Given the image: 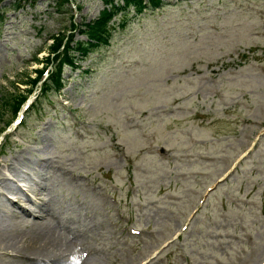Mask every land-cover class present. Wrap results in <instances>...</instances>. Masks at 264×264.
Instances as JSON below:
<instances>
[{"label": "rangeland", "instance_id": "rangeland-1", "mask_svg": "<svg viewBox=\"0 0 264 264\" xmlns=\"http://www.w3.org/2000/svg\"><path fill=\"white\" fill-rule=\"evenodd\" d=\"M73 1L80 8L60 14L53 0H0L1 183L15 159L51 166L19 167L17 177L46 188L55 231H74L100 264H264V0L119 10L109 43L63 66L59 92L5 129L11 97L27 87L14 81L41 66L33 52L58 30L84 40L77 29L102 7ZM9 192L14 201L0 198V213L41 198ZM2 251L0 264H24Z\"/></svg>", "mask_w": 264, "mask_h": 264}, {"label": "bare ground", "instance_id": "bare-ground-1", "mask_svg": "<svg viewBox=\"0 0 264 264\" xmlns=\"http://www.w3.org/2000/svg\"><path fill=\"white\" fill-rule=\"evenodd\" d=\"M44 166L51 172H55L51 166H48L45 163L37 160H29L25 158L15 159L11 163V166H8L10 171L8 175L10 176V179L9 181L3 179V182L1 183L2 186L0 187V195L3 196V193L6 189H14L13 184H11L10 181L13 177L18 176L16 172L19 167H24V169L27 168L35 172L41 169L43 170ZM37 174H39V172H37ZM62 174L64 175L63 171ZM63 178H65L68 184H71V186L79 192V195L84 197H88L89 195L91 197L94 196L97 198L95 193L91 192L92 190H89L84 184L79 183L74 179H68L66 177ZM36 186L39 185L37 184ZM32 190L28 188L26 189V191L31 193ZM45 192L48 193L46 188L39 186L35 190L34 196H41V194H45ZM35 199L34 201L27 197L24 199L25 201H28V203H31L28 205H31L32 209L29 208L26 210L19 208V210H16L14 208H10L0 213V248L2 250L14 251L15 256L13 258L15 260L22 261L24 264H100L101 258L97 256V252L95 250L86 248L84 243L81 241V238L77 236L78 234L76 235L74 233V235L68 232L66 235H62L55 231L56 226L54 227L50 224V219L52 218L53 213L50 210L51 204L48 199H45L42 196L38 200ZM57 202L58 201H56V203ZM25 215H30L33 217V220L29 221ZM70 215L68 214V216ZM69 218L70 217H68V219ZM22 222L23 230L21 232L17 231L14 226Z\"/></svg>", "mask_w": 264, "mask_h": 264}, {"label": "trees", "instance_id": "trees-1", "mask_svg": "<svg viewBox=\"0 0 264 264\" xmlns=\"http://www.w3.org/2000/svg\"><path fill=\"white\" fill-rule=\"evenodd\" d=\"M34 0H31L33 2ZM69 0H53L54 10L57 13H68L69 7L67 2ZM104 7L99 11L97 17L89 22L82 23V28L77 29L79 33L85 36L84 40L71 41V33H67L63 30H58L56 33L50 35L51 43L45 49L47 50V55L43 58L45 63L53 62V70L50 72L48 80L42 84V93L48 90L54 89L60 84V68L63 63L74 65L76 59L75 56L83 57L85 53L92 49L93 46H100L105 43L107 36L109 35L107 22L110 17L114 15L119 9H125L127 6L131 5L136 9L142 7L141 0H122L123 5H118L115 0H100ZM150 4L153 1L158 2V0H148ZM75 8L78 10L80 7L76 3ZM123 14V13H122ZM72 15H69V19ZM68 27H75L74 23L69 22ZM33 60L37 61L35 57ZM40 71L37 70V73ZM24 79H19L22 83L33 84L35 79L29 78L28 75H24ZM22 95L19 96L21 98ZM19 101V99L17 100ZM16 101V102H17ZM4 102V101H3Z\"/></svg>", "mask_w": 264, "mask_h": 264}]
</instances>
